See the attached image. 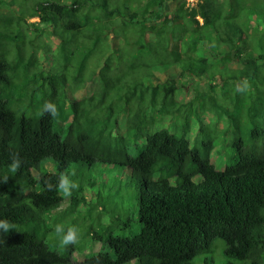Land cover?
Returning a JSON list of instances; mask_svg holds the SVG:
<instances>
[{"label": "trees", "instance_id": "obj_1", "mask_svg": "<svg viewBox=\"0 0 264 264\" xmlns=\"http://www.w3.org/2000/svg\"><path fill=\"white\" fill-rule=\"evenodd\" d=\"M262 65L264 0H0V264H264Z\"/></svg>", "mask_w": 264, "mask_h": 264}, {"label": "rangeland", "instance_id": "obj_2", "mask_svg": "<svg viewBox=\"0 0 264 264\" xmlns=\"http://www.w3.org/2000/svg\"><path fill=\"white\" fill-rule=\"evenodd\" d=\"M173 6L171 7H168V10L170 8H172ZM14 10H15V7H14ZM30 22H36L37 20L36 19H32V20H29ZM121 43V42H120ZM232 67L234 69H237V66L236 65H232ZM180 68L176 65V66H172L171 68L167 69L166 71L164 72H161V73H158V76L155 74V77L151 78V81H159V80H167V79H172V80H176L177 83H185L186 79H182L181 78V72L179 70ZM258 71L262 72L264 71V65L262 66H259L257 67ZM184 81V82H183ZM219 79L217 77H215V80H214V83L215 85H217V83H219ZM188 88H187V91L188 92H184L182 89H181V92L179 93L180 94V97L181 99L185 100V101H188L189 99H191L192 97V89L194 88V85H190L188 84L187 85ZM222 89L224 88V85L221 86ZM216 88V86L214 87ZM203 91H206V89H203ZM217 113L218 111L216 110H211L208 114H203V119H206L205 121V129H204V133H203V136L207 135L209 136V138L212 140L213 142V145L216 146V155L218 152L220 151H223L225 148H229L230 146V142L232 141V137L235 133H233V131L229 130V132L227 133L226 131L224 130H227V127H228V123L225 122V121H219V120H216V119H219L222 117L219 116L217 117ZM264 124V122H263ZM239 134L241 136H244V137H247V133L245 132V130H243V126L241 125L239 127ZM214 152H215V149H213V157H212V160L213 162L215 163L216 165V168L217 169H221L222 167L220 165H223L224 162H225V159H224V155H225V152L223 151L219 156L222 158V162H217V160L219 159V157H214ZM215 155V156H216ZM231 155V151L230 149L228 150V155L227 157L229 158ZM77 173H74V175H76ZM114 176L111 175L109 176V180L106 182L108 188L110 187V194H113V192L115 191V188L118 189V184H115V181H114ZM120 194L121 196H123V193H125V195L131 199L132 198V189L130 187H127L125 184H121L120 185ZM123 193H122V191ZM220 242H216L215 245L219 244ZM101 243L99 244V246L101 247ZM215 259H218V258H215ZM218 262V260L214 261L213 264H216ZM198 264V263H197ZM212 264V263H210Z\"/></svg>", "mask_w": 264, "mask_h": 264}, {"label": "clouds", "instance_id": "obj_3", "mask_svg": "<svg viewBox=\"0 0 264 264\" xmlns=\"http://www.w3.org/2000/svg\"><path fill=\"white\" fill-rule=\"evenodd\" d=\"M187 3L189 4V6H193V5H195V3H197V0H187ZM32 19H36V18H30L28 20H32ZM36 114L38 116H41V117L44 116L45 114H48L52 117H56V116H58L57 106H56V104H54L52 102L45 101L40 106V108L38 109ZM230 114L234 115L235 113H230ZM223 119H228L227 115L224 116ZM195 138H197V137H195ZM192 145H194V144L192 143ZM20 163H21V161H20V158L18 157V155L15 156L13 158V163L11 165L12 169L15 170L16 168H18L20 166ZM7 179H8L7 177H4L3 181H0V183L6 182ZM75 186H76L75 184H72V187H75ZM59 188L64 192L65 195L70 194L69 193V182L67 180H61L59 182ZM13 227H14V225L9 223L7 220H0V229H3L5 232H7L9 229H11ZM55 231L57 232L58 236L60 237V244L62 246H67L69 244L75 243L77 238H78V231L75 228H70L65 233L63 227L61 225H57Z\"/></svg>", "mask_w": 264, "mask_h": 264}]
</instances>
